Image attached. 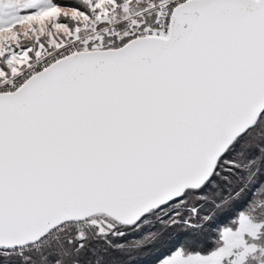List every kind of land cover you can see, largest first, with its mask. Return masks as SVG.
<instances>
[{
    "label": "snow or ice",
    "instance_id": "obj_1",
    "mask_svg": "<svg viewBox=\"0 0 264 264\" xmlns=\"http://www.w3.org/2000/svg\"><path fill=\"white\" fill-rule=\"evenodd\" d=\"M0 264H264V0H0Z\"/></svg>",
    "mask_w": 264,
    "mask_h": 264
}]
</instances>
